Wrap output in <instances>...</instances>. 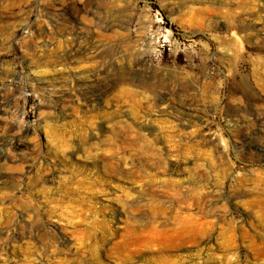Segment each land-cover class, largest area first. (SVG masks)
I'll list each match as a JSON object with an SVG mask.
<instances>
[{
	"label": "rangeland",
	"instance_id": "obj_1",
	"mask_svg": "<svg viewBox=\"0 0 264 264\" xmlns=\"http://www.w3.org/2000/svg\"><path fill=\"white\" fill-rule=\"evenodd\" d=\"M254 6L0 0V264H264ZM177 194L225 220L177 251L132 241Z\"/></svg>",
	"mask_w": 264,
	"mask_h": 264
},
{
	"label": "bare ground",
	"instance_id": "obj_2",
	"mask_svg": "<svg viewBox=\"0 0 264 264\" xmlns=\"http://www.w3.org/2000/svg\"><path fill=\"white\" fill-rule=\"evenodd\" d=\"M232 1L240 5H249V6H253V5L256 6V5L264 4V0H232ZM0 125L3 126V124H0ZM6 128H7V125H6ZM8 128L10 127L8 126ZM8 142L10 145L11 141H8ZM20 143H22V145L28 144L26 141L22 140L21 138H16V140L13 142V146L17 147L21 145ZM165 203H166L165 205L159 203V205H161V209L158 214L156 213L154 214V216H152V219H151L152 223L150 226L147 227V229L144 230L145 233L141 235H136L134 232H131V240L132 239L134 240L142 239V241H144L145 244L154 245L159 250L177 251V250L186 248L189 245L196 244L200 242L202 239H206L210 237L212 235L213 229L216 227V224L225 220L224 218L225 215L223 216L222 214H219V213H211L210 207H209L211 203V199L207 195L187 197L183 194H177L176 197H174L173 199L170 198V199L165 200ZM175 205L178 207L176 213L172 215L168 214V209L172 208ZM221 237L224 239V241L226 240V241L232 242L234 240V235L231 233L230 228H224L221 234ZM226 243L229 244L228 242Z\"/></svg>",
	"mask_w": 264,
	"mask_h": 264
}]
</instances>
